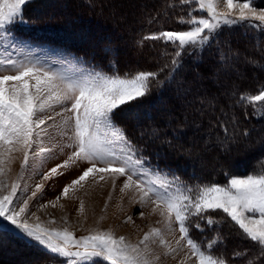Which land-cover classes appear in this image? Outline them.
Wrapping results in <instances>:
<instances>
[{
	"label": "snow or ice",
	"instance_id": "obj_1",
	"mask_svg": "<svg viewBox=\"0 0 264 264\" xmlns=\"http://www.w3.org/2000/svg\"><path fill=\"white\" fill-rule=\"evenodd\" d=\"M27 2L0 0V242L6 236H14L26 243L38 244L64 258L61 264H95L99 258L107 264H160L161 256L175 259L185 249L179 264H227L212 251L220 242L219 237L202 245L190 235L193 226L201 229L199 222L192 223L193 217L212 225L215 221L204 214L220 210L248 239L264 249V171L245 178L229 177L224 185H188L175 175L169 179L167 173L149 167L115 124L113 114L121 106L146 96L153 80L159 83L156 73L120 76L88 70L70 77L51 65L46 66L33 58L29 45L19 41L11 30L17 22H25L23 6ZM191 2L195 8L189 10L187 18H182L188 26L185 30L151 33L140 41L142 44L147 40H161L174 46L173 68L179 66L177 57L184 49L203 48L222 25L264 28V9L255 7L252 0ZM221 4L225 6L224 11L219 10ZM196 9L206 13V17L192 15ZM256 102H264V88L255 95L240 93L236 106L246 112L251 105L254 114L264 115V107ZM50 129L67 143L63 146L56 143ZM56 147L73 151L68 160L43 174V180L77 161L89 165L63 187L62 197L67 198L77 186L83 187L90 176L95 179L93 174L100 180H105L108 174L113 190L116 180L124 178L120 192L134 191L136 203L154 205L151 214L159 211L163 229L150 227L143 238L133 244L124 236L117 237L112 230L95 229L89 235L76 238L67 228H50L41 223L40 218L30 212L29 200L44 184H36L30 196L26 189L20 196L18 192H21V180L30 159L43 161ZM17 154L22 155L21 172L10 182ZM50 203L56 207L54 202ZM79 211H84L83 201ZM33 217L35 221L29 222ZM125 222H131V217ZM176 232L180 235L173 247L166 236H174ZM152 245L163 251L157 252Z\"/></svg>",
	"mask_w": 264,
	"mask_h": 264
},
{
	"label": "rangeland",
	"instance_id": "obj_2",
	"mask_svg": "<svg viewBox=\"0 0 264 264\" xmlns=\"http://www.w3.org/2000/svg\"><path fill=\"white\" fill-rule=\"evenodd\" d=\"M36 1L38 0H28V2L23 6V17L25 22H17L15 25L11 26V30L19 41L25 42L29 45V50L33 52L34 59H38L46 66L51 65L54 70L65 72L70 77L78 74L80 71L88 70L103 72L109 75L119 74L120 76H124L126 74L132 75L138 72H152L156 73L157 79L159 83H161L168 77V72L169 76H176L178 70L180 69V60L182 59L183 53L185 52L184 50H192V48L184 49L182 54L177 57L179 66L173 68V66L171 65V61L174 57L176 49L171 44H166L162 41L161 46L157 45L152 49L149 46V43L146 44V42L143 41V43L141 44L138 40H136V44H139V48L141 50H139L138 48L132 50L133 43L129 44L133 36L137 37V32L140 29V26L144 27L145 23H147L148 21L151 22L152 17L154 18L155 15L158 16L157 19L160 18L159 16L163 15L164 10H168L172 7V2L166 1V3L163 5L164 0H101L103 2L102 9L104 10V16L106 15L105 18L108 19L109 22L116 25L117 28V30L112 34L111 37L114 38L123 35L124 38L126 37V39L129 40L128 44L124 45V51H126L125 54H128V57H131V62H126L129 65L126 69H120L119 66H117V63H115L114 61H111L108 65L100 66L98 64L88 62L84 59L83 56H80L79 54H74L68 50H63L47 43L42 44L35 39H31V37L29 36V28L34 27L36 24H34L29 19L31 16L30 5H33L32 3ZM56 1L57 0H51L49 3H46L45 5L37 9L36 15L41 16L39 14L46 13L66 15L67 12H69L68 10H71L72 3L77 0H60L59 4H56ZM180 2L182 3V0H179L178 3ZM252 2L253 5L258 9H264V0H252ZM188 3L192 5L189 10L195 8V5L191 2V0H189ZM42 4L43 1L40 2V5ZM155 4L157 5V7L155 9H152L151 7H153V5ZM163 7L166 8L162 10ZM219 10L224 11L225 6L221 4ZM188 14L189 11L187 10V15L184 16L187 18ZM192 15H195L197 17L204 15L206 17L207 14L201 12L199 9H196L192 12ZM233 15L235 16V14ZM51 17H53V14H51ZM86 18L82 16L77 18V20L86 21ZM69 19L72 20V24L76 22V18L71 17V14ZM38 20H41L40 17H38ZM153 22L164 24L160 19H154ZM38 23L40 22L38 21ZM47 24L44 23L43 25L46 26ZM180 24H182V26H180L179 29H177L176 26H168L171 25L168 24V27L161 31H180L185 30L188 27L185 23L182 22V20ZM239 25L240 24H237L235 26L222 25L220 30L215 34L214 38L210 39V41L204 47L208 46L209 43L214 41L216 43L224 44L225 42L223 41H225V39L228 37L227 32H225L224 30L231 29L233 31V27ZM37 27H39V24L37 25ZM102 27L103 24L101 23L95 24L94 26H90V24H88V26H85L83 30H80L77 33H70L71 29L69 30V27H67L68 30H66V32L69 33L67 34L69 35L67 36V38L77 43L83 41L90 42L91 45L93 44L92 46H94L93 50H95L99 46L100 40L96 41L95 36L93 35L96 34L97 31L101 30ZM159 28L160 26H158L157 29ZM250 29L256 32L259 29L263 28L251 27ZM140 31L141 29L139 30V32ZM231 33L233 35L232 37H234L236 34L235 32ZM139 34L145 36L151 33L140 32ZM142 35L139 36V39H142ZM203 48L193 50L200 51ZM127 52H131L130 55ZM244 58L246 59L248 58V56L245 55ZM130 63L132 66L130 65ZM242 67L243 66H240L238 68L239 72L244 69ZM223 69V66H217L216 70L218 71V73L214 71V76H219V74L223 72ZM260 70L261 68L255 69V71L252 73L253 77L251 79L254 80L252 86H250V82H245L248 79V77L246 76H249V74L246 76L244 75L240 79L235 78L232 80L227 77V81L226 79L224 81H216L215 83H213L214 86L211 94H209V96H207L206 98L207 100L203 101L202 103H200L199 101L201 100L199 98V94L196 93L192 94L190 99V96L186 98L187 101L189 100V103L185 105V100H183L181 96L183 92L179 91L176 93L177 97L175 99V102H173V105L165 98V100L161 99L156 104L150 106L152 108L161 109V111L168 110V114L170 115H168L167 118L168 122L170 120L175 122L178 117L182 116L187 117V119L189 118L190 122L188 121L189 124L187 125L191 127L189 128V132L191 134H196L198 131H200V129L198 127H193V125L201 124L200 122L201 119H203V115H207V117H209L212 125H215L214 119H216V123H218L217 119H219V115L223 116L224 123H229L232 119V115L234 114H225H227V112L231 114L233 108L230 103L222 98L224 97L223 95H229L232 90L236 91V86H239V88L243 87V89L245 90L253 89L258 82L256 81V75L260 72ZM180 75L183 76L181 72ZM179 77L180 76L178 75L175 78ZM159 83H157L156 80H153L150 92H152L155 86ZM189 85L192 86V84ZM196 85V92L197 90H201L202 93V85L197 80L196 82H194V86ZM218 103L219 105L216 107ZM256 103L264 107V102ZM132 105H134V101L121 106L114 112L113 120L115 124L123 130L127 139L137 149V155H142L145 158V163L149 167L160 169L162 172L167 173L169 179H171L173 175L178 177L176 174L166 170L164 167L159 165L157 166L151 163L149 156H147L148 154L141 146V144H146V142H144L139 136V131L143 130V126H140L142 130H139L140 127H138L136 121H133V118H131L130 120L124 118L125 107H129ZM176 106H178L179 109V111H177L176 113L177 115L174 113V110L172 111V108L174 109L176 108ZM248 108L250 109L247 112L253 118L257 116L260 118H264V115L254 114L251 105H249ZM130 113H132V111H130ZM118 114L120 123L116 121V117L118 116ZM242 115L246 117L245 112H243ZM150 116L151 115L147 114L140 115L138 119L146 120L149 119ZM204 118L206 119V116ZM157 119L158 121H161V119H163L162 115H159ZM57 120L59 121L60 117H57ZM145 120L143 121L144 124L142 125H147ZM262 122H251L248 128H245V140L241 141L240 143L231 142L229 139L230 137L227 138L224 134H222V136L220 137L218 135V129L216 127H212V125L205 126L206 132H202V135H200V137L196 136L194 139L195 141L192 138V140L194 141L193 143H197V145L195 146L197 148H195L194 151H192V149L190 150L189 148L183 150L182 153L191 160H189L190 162L196 165L198 171L201 172L203 177H205L206 175L207 179L205 180L208 181V183H205L204 180L193 183L191 185H197L201 183H215L218 185H224L228 182L229 177L245 178L247 175H253L264 171L263 158L259 162H257L255 167L249 169V167L247 166L249 171H247L246 173H232V169L238 168V164H236L238 161H236L235 158L238 157L239 159L240 157H242L243 161L247 165L250 164L248 162L253 160L255 161V158H253L249 154V152L253 148H255L253 149V152L256 151L254 143L256 144L259 141L264 140V123ZM50 131H52L53 135L56 136V143H59L61 146L67 143L66 139L60 137L59 135H56L54 129H50ZM252 132L254 133L251 136L253 142L250 143V141L248 142L247 140L249 139V135L247 134H250ZM165 143H167V140L162 139L158 143V146L163 147ZM177 148H179V146H177ZM72 151L73 150L71 148L56 147L54 148L53 152L48 154L47 158H45L43 161H33L30 159L29 167L23 173V179L21 180V192H18V196L24 194V189L27 190V195L30 196L31 192L35 189L36 184H44L43 189L38 192L33 199L29 200L30 212L35 213V216H38L40 218L41 223L50 228H57L61 230L67 228L69 231H72L74 233L76 238L89 235L95 229L105 231L112 230L114 235H116L117 237L124 236L128 242L133 244L138 243V241L143 238L144 234L149 231L150 227L163 229L164 225L162 223V218L159 215V211H157L156 214H151L154 205L149 203L148 205L141 206L139 203H136L134 201V198L136 197V193L134 191H127L126 193L120 192V187L122 186L124 178H119L116 180V187L115 190H113L111 180L107 179L108 174H106L105 180H100L98 175L93 174L94 176H96L95 179H93V176H90L87 181L84 182L83 187L77 186L73 192L69 193V196L67 198L62 197L61 192L63 187L71 180L77 178L87 167H89V165L83 161H77L76 163L71 164L68 168L59 169V173L54 174L48 180H43L42 176L43 174L50 171V169L68 160V157ZM21 160L22 155L17 154V159L12 165V172L9 177L10 182L12 180H15L20 174ZM201 163L206 165V168L203 167ZM219 168H224L223 171L226 172L227 175L225 178L223 177L218 180L216 173L220 172ZM179 179L180 181L184 182L180 177ZM184 183L188 184L186 182ZM109 196H111V199H109ZM57 197H60V199L57 200ZM81 201H83L84 204L83 213L79 211ZM50 202H54L56 204V207H52V204ZM140 212L144 214L143 217L139 215ZM204 215L206 217H211L215 221V223L209 225L207 223V220H201L198 217H193L192 223L194 224L195 222H199L202 229H197L194 226L191 228L190 235L195 241L204 245L207 241L219 237L220 242L214 246L212 251L217 255L222 256L227 261V264H264V249H261L260 246H258L255 242L249 241L250 239H248L242 233V230H240L238 226H236L234 222H232L230 218L226 216V214H224L220 210H216L209 211ZM128 217H131V222L126 223L125 221ZM52 220H54L55 223H50V221ZM34 221L35 217H33L29 222ZM179 235V232H176L174 236H166L167 240L172 244L173 247H175V241L179 238ZM152 247L157 252L163 251L156 245H152ZM186 251L187 249L182 251L175 259L161 256L160 264H179V261L184 257ZM63 259L64 258H60L56 254L51 253L43 246L35 243H26L23 240L15 238L14 236H6L3 241L0 242V264H61ZM95 264H107V262L102 258H99L95 261Z\"/></svg>",
	"mask_w": 264,
	"mask_h": 264
},
{
	"label": "trees",
	"instance_id": "obj_3",
	"mask_svg": "<svg viewBox=\"0 0 264 264\" xmlns=\"http://www.w3.org/2000/svg\"><path fill=\"white\" fill-rule=\"evenodd\" d=\"M41 1H43L42 5H40ZM50 1L51 0H38L36 2H33V5H30L31 16L29 19L34 24H36L34 27L29 28V36L31 37V39H35L42 44L47 43L54 47L56 46L63 50H68L74 54H79L80 56H83L84 59L88 62L95 63L100 66L108 65L111 61L117 63V66H119L120 69H126L129 66L126 62H131V57H128V54L126 55V51H124V45H127L129 40H127L126 37L124 38L123 35L114 38L111 37L112 34L117 30V28L116 25L109 22L108 19L105 18L106 15L104 16V10L102 9L103 2L101 0L73 1L74 3H72L71 5V10H68L69 12H67L66 15L46 13L39 14L41 16H37V9H39L46 3H49ZM166 1L172 2V7L168 10H164L166 7H163V15L159 16L160 18L158 19L157 15H155L154 18L152 17L151 22L148 21L147 23H145L144 27L140 26V32L158 33L168 26H176L177 29L182 26L180 22L182 18H186L184 15H187V10L189 11V8H191L192 5L190 3H178L179 0H164L163 5L166 3ZM55 3L59 4L60 0H57ZM156 7L157 5L155 4L151 8L155 9ZM51 14H53V17H51ZM70 14L71 17L76 18V22L73 24L72 20L69 19ZM82 16L85 18L88 17L86 18V21L77 20V18ZM38 17H40L41 20H38ZM154 19H160L162 22L164 20L165 21L163 22L164 24H159L158 22L154 23ZM38 21L40 23H38ZM44 23L49 24L44 26ZM98 23L103 24V27L93 35L95 36L96 41L100 40L99 46L95 50H93L94 46H92L93 44L91 45L90 42L83 41L77 43L67 38V36H69L67 35L69 33L66 32V30H68L67 27H69V30L71 29L70 33H77L80 30H83L85 26H88V24H90V26H94ZM38 24L39 27H37ZM158 26H160L159 29H157ZM250 28L251 27L249 26L240 24L239 26L233 27V31L231 29L224 30L225 32H227L228 36L225 41H223L225 42L224 44L216 43L214 41L209 43L208 46L204 47L200 51H195L193 49L191 51L184 50L185 52L183 53L182 59L180 60V69L175 76L177 77L179 75V78L169 76L168 72V77L163 82L156 85L152 92H150L145 97L134 101V105L125 107L124 109L125 119L130 120L131 118H133V121H136L138 127L143 126V130L141 129V127L139 128V130H142L139 131V136L144 142H146V144H141V146L148 154L147 156H149L151 163L157 166H162L166 170L173 172L184 182L190 185L196 182L204 181L207 178L206 175L205 177H203L201 172L198 171L196 165L190 162L191 160L182 153L183 150L190 148V150L192 149V151H194L195 148H197L195 147L197 143H193L195 141L194 139L196 136L200 137V135H202V132H206L205 126H211V120H209V117H207V115H203V119H201L200 122L201 124L193 125V127H198L200 131H198L196 134H191L189 132V128L191 127L187 126L190 122L189 118L187 119V117L182 116L178 117L175 122H173L172 120L168 122V110L161 111V109L152 108L150 105L156 104L161 99L165 100V98L173 105V102H175V99L177 97L176 93L179 91L183 92L181 96L182 99L185 100V105L189 103V100L187 101L186 98L190 96V99L192 94L196 93L199 94V98L201 99L199 101L200 103H202L203 101L207 100V96L211 94L214 86L213 83H215L216 81H224L227 77L232 80L235 78L240 79L244 75L246 76L249 74V76H246L248 77V79L245 82H250V86H252L254 82V80L251 79L253 77L252 73L255 71V69L261 68L260 72L257 73V75L255 74L257 76V80L255 78L254 79L258 82L253 89L245 90L243 89V87L239 88V86H236V91L232 90L229 95H223L224 97L222 98L230 103L233 108L231 114H229L228 112L227 114H225H234L231 117V121L229 123H224L223 116L219 115V119H217L218 123H216V119H214L215 125H212V127H216L218 129V135L220 137L222 136V134H224L227 138L230 137L229 139L231 142L240 143L241 141H244L246 132L245 128H248L249 124L253 121L257 123H261L262 121H264V118H260L258 116L253 118L252 116H250L247 112L250 108L247 107V111L245 112L244 109L236 106V100L239 97L240 93H248L253 95L257 94L259 90L264 87V28L259 29L256 32L252 31ZM139 30L137 32V37L133 36V38H131V42L129 43H133L132 50H135L136 48L141 50L139 48V44H136V40H138L139 43L142 40L139 39V36L142 35L139 34ZM231 32L236 33L234 37H232L233 35ZM143 36L144 35H142V37ZM145 42L146 44L149 43V46L152 49L157 45H162L161 40H147ZM127 53H129L130 55L131 52ZM245 55H247L248 58L245 59ZM217 66H223L224 69L223 72L216 77L214 76V74L215 72L218 73V71L216 70ZM240 66H243L242 68L244 69L239 72L238 68ZM180 72L183 76L180 75ZM196 80L202 85V93L201 90H197L196 92L197 85L194 86V82H196ZM189 84H192V86ZM218 105L219 103L216 105V107ZM173 110L176 114L177 111H179L178 106H176V108L174 109L172 108V111ZM130 111H132V113H130ZM243 112H245L246 117L242 115ZM146 114L151 115L149 119H138L140 115ZM159 115H162L163 117L161 121H158L157 119ZM205 116L206 119L204 118ZM144 120L146 121L147 125H142L144 124ZM116 121L120 123L119 114L116 117ZM225 129H227V131H225ZM253 134V132L247 134L249 135L250 139L247 140L248 142L250 141V143L253 142L251 138ZM192 138L194 141L192 140ZM162 139L167 140V143H165L163 147L158 146V143ZM177 146H179V148H177ZM254 147H256V151L253 152V149H255L253 148L250 150L249 154L253 158H255V161H250L248 162L250 164L247 165L243 161L242 157H240L239 159L238 157L235 158V160L238 161L236 163L238 164V168L232 169V173H246L247 171H249V169L255 167L257 162L264 158V140H261L256 144L254 143ZM201 164L206 168V165H204L203 163ZM247 166L249 167V169ZM223 170L224 168H219L220 172L216 173L218 180L226 177L227 174ZM205 183H208V181L205 180Z\"/></svg>",
	"mask_w": 264,
	"mask_h": 264
}]
</instances>
